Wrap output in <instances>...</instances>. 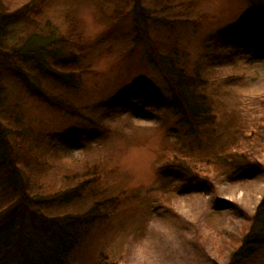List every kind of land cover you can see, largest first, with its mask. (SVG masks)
Wrapping results in <instances>:
<instances>
[{"label":"rangeland","instance_id":"obj_1","mask_svg":"<svg viewBox=\"0 0 264 264\" xmlns=\"http://www.w3.org/2000/svg\"><path fill=\"white\" fill-rule=\"evenodd\" d=\"M18 1L23 4L27 0ZM9 3L11 8L18 5ZM43 3L47 20L62 32L67 45L80 40L82 59L90 65L86 71H77L78 89L59 90L80 109L84 119L30 98L25 87L12 89L13 82L6 81V90L12 89L7 109L27 128L21 130L25 135V145L20 149L23 151L14 153L20 160H33L28 150L35 139L48 141V136L56 135L57 145L52 148L56 154H50L45 167L41 163L40 168L30 167L27 175L34 196L57 198L40 208L47 218L81 217L95 205L106 213L111 209L104 208V204L116 205L107 220L98 221L68 264H228L264 204V133L256 149L262 154L257 158L261 167L251 169L241 179L230 180L225 173L217 174L199 165L205 183L195 185L189 178L196 177L198 171L179 173L175 166L180 160L176 146L185 140L176 114L164 102L134 107L123 98L133 86H150L163 97L170 95L169 83L142 43L148 34L142 31L136 38L140 20L155 30L150 31L151 38L164 36L161 40L166 43L176 41L192 67L208 56L202 74L205 70L212 72L228 90L220 94L219 106L227 111L234 107L241 113H258L264 127V46L260 44L264 33L250 36L239 51L231 49V42L216 38L221 31L238 29L262 18L259 10L249 0ZM121 8L126 10L115 16ZM70 18H75L79 32L71 29ZM16 29L6 33L11 45L22 36L21 29ZM12 58L15 66L22 67L20 58ZM52 90L44 86L47 94L56 96ZM118 96L122 100L115 103ZM248 104L255 106L253 111L247 112ZM139 109L141 113L136 112ZM9 118L16 129L15 119ZM29 128L35 133L31 135ZM71 131L79 141L71 143L70 137L60 141L58 135ZM39 132L45 136L37 135ZM247 144L244 147L252 149L248 147L250 142ZM41 145L44 153L50 151L46 144ZM178 173L185 181L177 179ZM7 174L6 169H0L1 183ZM84 180L89 181L83 196L62 202L61 196ZM189 184L194 186L188 188ZM3 192L0 190V198ZM241 264H264V247Z\"/></svg>","mask_w":264,"mask_h":264},{"label":"trees","instance_id":"obj_2","mask_svg":"<svg viewBox=\"0 0 264 264\" xmlns=\"http://www.w3.org/2000/svg\"><path fill=\"white\" fill-rule=\"evenodd\" d=\"M10 1L16 4L18 0H0V169H6L8 173L4 181L2 183L0 181L2 185L0 190L4 191L0 198V264H68L72 254L90 237L98 221L107 220L116 210V205L104 204V208L111 209L106 213H102L103 208L95 205L81 217L47 218L40 208L47 201L53 202L57 198L47 200L34 196L27 175L31 171L30 167L40 168L41 165L45 167L44 164H47L46 159L50 154L52 156L56 154L52 151L57 145L56 135L48 136L50 137V139L47 137L48 141L36 138L28 150L33 160H27L28 158L25 161L20 160L15 153L23 151L20 150L25 145L24 133L21 130L27 128L24 127L22 119H17L16 114L13 115L12 111L7 109V97L10 90L25 87L30 98L41 99L57 111L84 119L80 109L59 90L78 89L79 82L76 83L75 75L79 70L86 71L90 65H85L82 59L81 53H84V49L79 46L80 40L78 39L75 45L68 46L62 32L47 20L43 9L46 3L43 2L50 0H27L23 4L17 3V7L12 8ZM249 1L259 10L262 18L252 24L245 23L238 29L221 31L216 36L227 44L231 42V49L234 51H239L242 42L248 41L250 36L264 33V0ZM125 10L121 8L115 16ZM143 17L145 22L150 23L148 17ZM70 21L71 29L75 33L77 30L79 32L75 18H70ZM39 26L41 29L35 30ZM15 27L21 29L22 36L11 45L6 33L15 30ZM151 30L155 31L139 20L135 29L136 38L141 37L142 31L148 34L143 37L142 43L149 48L153 63L162 70L170 86V95L163 97L157 89L150 86H133L125 92L123 99L128 101L127 105L134 107L164 102L176 114L185 137L183 142L175 145L178 147L180 159L179 163L175 164L177 171L179 173L180 171L189 173L191 169L198 171L196 177L189 178L197 185L205 183L203 174L199 173L203 172L199 165L209 167L217 174L225 173L230 180L241 179L240 176L251 169L261 167L257 158L262 154L256 149L259 148L258 142L263 141L264 127L260 125L261 118H257L258 113H241L234 107L228 111L222 109L219 106V96L222 91L228 93L227 87L223 89L220 80L213 76L212 72V74L207 70L206 74L201 72V69H204V60L208 56L203 58V63L200 61L198 65L192 67L188 55L176 41L169 40L170 43H166L161 40L164 36L159 37L160 39L151 38ZM24 31L28 34L27 37ZM260 44L261 47L264 46V42ZM12 57L20 58L22 67L15 66ZM6 81H12L15 87L6 90ZM44 86L46 89H53L57 95L47 94ZM120 98L118 96L114 102L119 103L122 100H119ZM253 108L248 104L247 112L253 111ZM240 110L246 111L244 107ZM139 111L140 109L136 112L141 113ZM8 115L15 119L16 129L12 127V120ZM29 131L31 135L35 133L31 128ZM36 134L44 135L42 132ZM59 136L60 141L66 140L67 137H70L71 143L79 141V137L73 131ZM245 142L248 144L250 142L247 145L252 149L245 148ZM43 143L49 152H43L41 145ZM12 147L16 150H11ZM187 175L184 176L188 180ZM177 179L185 181L182 174H179ZM88 181H81L73 188L74 190L64 193L61 196L62 202H72L74 198H81ZM192 186L194 185L189 184L188 188ZM115 199L114 202H118V198ZM263 217L264 204L260 207V215L254 219L253 228L243 239L240 247L231 254L228 264H241L264 247Z\"/></svg>","mask_w":264,"mask_h":264}]
</instances>
